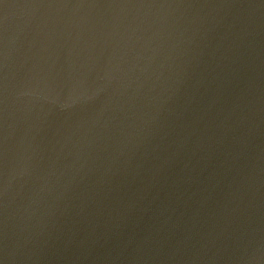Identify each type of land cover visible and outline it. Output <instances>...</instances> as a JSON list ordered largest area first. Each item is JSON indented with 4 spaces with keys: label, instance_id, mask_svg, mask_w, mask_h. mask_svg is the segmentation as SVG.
Listing matches in <instances>:
<instances>
[{
    "label": "water",
    "instance_id": "water-1",
    "mask_svg": "<svg viewBox=\"0 0 264 264\" xmlns=\"http://www.w3.org/2000/svg\"><path fill=\"white\" fill-rule=\"evenodd\" d=\"M0 264H264V0H0Z\"/></svg>",
    "mask_w": 264,
    "mask_h": 264
}]
</instances>
